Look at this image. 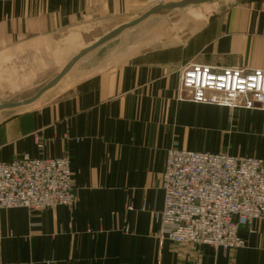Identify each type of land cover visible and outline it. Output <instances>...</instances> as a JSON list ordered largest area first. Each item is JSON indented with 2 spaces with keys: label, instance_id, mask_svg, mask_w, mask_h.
<instances>
[{
  "label": "crops",
  "instance_id": "0c3cea01",
  "mask_svg": "<svg viewBox=\"0 0 264 264\" xmlns=\"http://www.w3.org/2000/svg\"><path fill=\"white\" fill-rule=\"evenodd\" d=\"M131 3L0 0V40L15 34L17 23L44 29L52 20L126 12ZM178 26L127 42L124 52L110 55L122 63L84 72L76 95L59 105L0 122V162L67 156L76 194L70 208L1 211L0 264H264V221L241 229L245 246L231 254L174 245L160 223L161 179L173 142L264 161V110L182 99L179 71L191 63L264 69V0H236L200 27Z\"/></svg>",
  "mask_w": 264,
  "mask_h": 264
},
{
  "label": "built area",
  "instance_id": "2783aa9c",
  "mask_svg": "<svg viewBox=\"0 0 264 264\" xmlns=\"http://www.w3.org/2000/svg\"><path fill=\"white\" fill-rule=\"evenodd\" d=\"M181 85L197 105L264 110V69L192 64L181 71ZM161 189L162 235L177 246H208L231 254L245 246L240 230L264 221V161L257 158L192 152L173 142ZM75 201L67 156L25 155L0 162V212L70 208Z\"/></svg>",
  "mask_w": 264,
  "mask_h": 264
},
{
  "label": "rangeland",
  "instance_id": "374dc122",
  "mask_svg": "<svg viewBox=\"0 0 264 264\" xmlns=\"http://www.w3.org/2000/svg\"><path fill=\"white\" fill-rule=\"evenodd\" d=\"M181 1L132 0L126 12L106 13L95 18L86 17L84 20L80 19L69 24L52 20L50 26L44 29H27L17 23L15 34L12 32L4 40H0V105L20 103L34 98L82 51L95 45L118 28L138 20L154 7ZM235 4L236 0H216L154 15L85 55L54 87L35 102L18 108L1 110L0 122L15 113L36 107L59 105L67 96H75V86L78 81L83 80L84 72L87 75L94 68L107 69L114 63H122L114 56L110 59V55L124 52L127 42L140 41L149 30L154 29L153 31L157 33L164 26L174 28L179 25L178 28L183 32L186 30L184 27L188 28L190 25L192 28L195 24L200 27L209 17L225 12ZM192 64L201 63L187 64L179 71ZM180 93L182 99L189 100L181 84Z\"/></svg>",
  "mask_w": 264,
  "mask_h": 264
},
{
  "label": "water",
  "instance_id": "95a60500",
  "mask_svg": "<svg viewBox=\"0 0 264 264\" xmlns=\"http://www.w3.org/2000/svg\"><path fill=\"white\" fill-rule=\"evenodd\" d=\"M216 0H182L179 3H169L166 5H158L154 7L152 10H150L148 13H146L144 16L139 18L138 20L132 22L131 24L122 26L121 28H118L111 34L107 35L102 40L98 41L95 45L91 46L90 48H87L86 50L82 51L80 54H78L76 57H74L71 62L67 65V67L56 77L54 78L43 90H41L34 98L30 100H26L20 103H11V104H4L0 105V111L6 110V109H13L18 108L21 106L29 105L30 103L35 102L38 100L46 91L54 87L71 69L72 67L85 55L89 54L90 52L94 51L95 49L99 48L100 46L104 45L108 41L112 40L113 38L120 35L122 32H124L127 29H130L139 23L143 22L144 20L148 19L151 16L164 13V12H171L176 9H183L189 6H195V5H201L210 3Z\"/></svg>",
  "mask_w": 264,
  "mask_h": 264
}]
</instances>
